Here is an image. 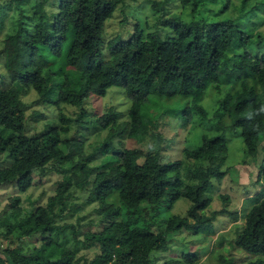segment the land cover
Listing matches in <instances>:
<instances>
[{"label":"trees","instance_id":"obj_1","mask_svg":"<svg viewBox=\"0 0 264 264\" xmlns=\"http://www.w3.org/2000/svg\"><path fill=\"white\" fill-rule=\"evenodd\" d=\"M46 1L37 0L31 15L33 32L20 22L18 30L5 39L10 86L0 85V158L12 157L10 165L0 167V185L13 183L17 189L0 217V227L5 228L8 238L13 233L18 239L41 235V244L30 250L22 244L0 248V264H78L81 246L96 244L100 252L85 264H153L152 251L165 248L168 237L176 231L216 234L214 221L228 209L211 215L205 211L214 200L215 182H222L228 173L222 168L228 152L227 136L206 134L198 149H184L186 158L199 161L193 166H185L184 159L166 161L155 150L145 155L142 148L126 147L125 139L144 142L149 132L158 129L155 114L144 111L152 95L187 97L190 105L184 110L185 121L191 123L195 116L209 118L203 105L209 88L218 91L235 81V90L219 100L216 129L225 131L230 123L239 127L249 157L260 155L264 141V51L254 54L248 50L260 34L243 28L239 18L186 22L171 17L163 20L164 27L172 30L166 36L159 30L147 32L137 27L130 38L118 35L110 39L105 49L106 22L125 0H55V5L59 1L57 11ZM249 1H241L242 12ZM153 3L155 9L162 6L160 0ZM6 7L1 9L3 13ZM89 53L95 66H81V54ZM112 86L123 87L131 101L128 119L120 121L121 112L115 108L93 119L99 129L108 130L103 153H113L94 166V151H85L84 139L75 142L76 137L65 138L74 118L61 109L69 104L81 108L83 115L87 113L82 107L86 100L93 95L106 96ZM32 89L38 92L39 102L54 106L59 113L56 122L29 134L22 96ZM56 89V96L50 95ZM66 161L70 165L66 166ZM52 171L60 173L61 179L46 205L26 209L22 194L39 188V178ZM73 188L89 191L88 201L98 202L105 223L100 231L86 232L83 241L74 226L59 223ZM181 198L193 203L187 215L170 216L163 229L139 222L144 204L162 203L172 209ZM221 198L225 202L230 199L223 194ZM250 198L251 207L241 214L244 224L235 244L264 255V187ZM235 218L238 221L239 215ZM223 241L222 237L220 244ZM199 258L197 252H186L161 264H197ZM219 264L235 261L221 254ZM248 264H264V260Z\"/></svg>","mask_w":264,"mask_h":264},{"label":"rangeland","instance_id":"obj_2","mask_svg":"<svg viewBox=\"0 0 264 264\" xmlns=\"http://www.w3.org/2000/svg\"><path fill=\"white\" fill-rule=\"evenodd\" d=\"M162 6L154 8L153 0H125L119 5L114 16L107 20L104 32V47L108 49L110 39L120 35L123 38H130L136 28L145 29L147 32L159 30L162 36L171 33L170 28H165L163 20L171 17H178L186 22L195 19L205 18L210 22L227 19H240L243 28L251 29L260 34L256 41L249 47V51L256 54L264 51V0H250L246 10L241 11L239 6L242 0H160ZM47 4L55 5V0H47ZM37 0H0V85L10 86V79L7 74L6 56L3 52L5 39L7 36L18 30L20 22H24L30 32L34 31V22L31 19L35 11ZM7 6V7H6ZM3 13L1 9H5ZM253 7H256L253 9ZM59 8V1L54 6L55 11ZM91 45V43H90ZM242 49L241 51H243ZM107 51V50H105ZM92 54L83 55V67H94L95 62ZM87 56V57H85ZM236 82L223 85L220 90L209 88L203 100V105L209 111V118L195 116L191 123L185 120L184 110L190 105V100L180 94L169 98L165 95H152L151 100L144 106V111L150 116L155 114L156 121L159 122L158 129L149 132L144 142L136 139H125V146L128 148H142L145 155L150 150L159 151L166 161L184 159L185 166L198 164L199 161L185 157L184 149L196 150L203 142V135L214 136L224 133L228 140V152L222 168L228 170L222 182H215L212 194L214 200L211 206L205 211L207 215L215 210L227 208L224 214H219L214 221L216 234L206 235L204 232L195 233L186 229L176 231L168 237L165 248L155 249L151 253L153 264H161L168 258H180L183 253L197 252L200 256L197 264H219V256L224 254L233 258L235 264H248L258 259L264 260V255L253 254L245 251L235 244L239 227L244 224L241 214L251 207V195H255L264 187V141L260 146V155L256 158L249 157L246 146L240 133V128L232 126L231 123L225 131L216 129V122L219 118L215 112L219 107V100L224 98L229 92H233ZM57 89L50 93L56 96ZM26 104V123L28 133L38 132L45 127L46 123L57 121L58 110L54 106L39 102V94L32 89L22 96ZM131 101L126 96L125 89L121 86L109 88L106 96H90L82 106L87 113L81 115L82 109L64 104L62 111L74 118L72 130L67 137L84 139V149L95 156L91 164L100 165L102 160L110 154L103 153L104 140L108 134L107 129H99L92 122L93 119L109 111L111 108L121 112L120 121L128 119V110ZM149 107V108H148ZM151 110V112H150ZM224 121L229 123V118L224 116ZM215 124V126H213ZM162 137V138H161ZM83 145V144H82ZM12 157L3 155L0 158V167L8 166L12 162ZM143 161V157L140 159ZM65 165H70L69 161ZM98 169H95L97 172ZM187 172V171H185ZM262 177L261 182L259 177ZM40 187L32 189L22 194L26 209L37 204H45L53 194L61 174L52 171L48 175L42 176ZM17 192L13 183L0 185V217L4 214L10 197ZM230 197L225 202L221 195ZM89 191L87 189L73 188L69 196V206L64 219L60 224L74 226L79 231V239L84 240L88 231H100L103 226V215L98 210V202H89ZM38 201V202H37ZM36 202V204H34ZM166 202V201H165ZM164 203V202H163ZM162 204V203H161ZM148 203L144 204L140 210V223H147L154 229L160 230L165 227V221L173 215H187L192 201L188 198L179 199L172 209H167L165 205ZM235 214L239 215L236 221ZM71 228V227H70ZM70 228L68 233L71 234ZM5 228L0 227V248L16 247L24 245L25 250H30L41 244V235L18 239L15 233L9 238L4 235ZM71 237V236H70ZM224 238L222 244L220 241ZM100 252L99 245H82L78 252V264H85V260L92 259Z\"/></svg>","mask_w":264,"mask_h":264}]
</instances>
